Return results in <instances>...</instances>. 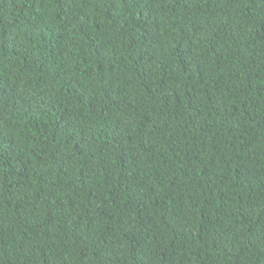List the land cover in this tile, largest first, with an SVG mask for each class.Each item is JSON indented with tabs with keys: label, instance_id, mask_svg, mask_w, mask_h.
<instances>
[{
	"label": "trees",
	"instance_id": "1",
	"mask_svg": "<svg viewBox=\"0 0 264 264\" xmlns=\"http://www.w3.org/2000/svg\"><path fill=\"white\" fill-rule=\"evenodd\" d=\"M0 264H264V0H0Z\"/></svg>",
	"mask_w": 264,
	"mask_h": 264
}]
</instances>
